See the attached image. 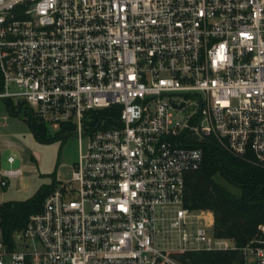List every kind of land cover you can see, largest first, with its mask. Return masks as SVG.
<instances>
[{"label": "built area", "instance_id": "obj_1", "mask_svg": "<svg viewBox=\"0 0 264 264\" xmlns=\"http://www.w3.org/2000/svg\"><path fill=\"white\" fill-rule=\"evenodd\" d=\"M0 80V98L77 141L0 264H182L173 253L232 247L185 177L207 137L264 169V0H0ZM21 174L0 168V185ZM242 250L264 264L263 245Z\"/></svg>", "mask_w": 264, "mask_h": 264}, {"label": "trees", "instance_id": "obj_2", "mask_svg": "<svg viewBox=\"0 0 264 264\" xmlns=\"http://www.w3.org/2000/svg\"><path fill=\"white\" fill-rule=\"evenodd\" d=\"M16 103L17 109L23 106L21 101ZM23 107L24 120L37 140L60 137L62 131L69 130L60 125L54 136L47 135V126L28 107ZM93 118L97 115L93 114ZM199 145L203 157L200 166L186 174V202L191 207L210 210L213 235L228 238L232 247L178 251L172 256L182 264H244L243 246H264V230L260 228L264 227V169L229 153L211 137ZM54 184L51 181L40 186L26 198L0 201V241L7 248L13 247V234L25 225L31 213L40 210L42 200Z\"/></svg>", "mask_w": 264, "mask_h": 264}, {"label": "rangeland", "instance_id": "obj_3", "mask_svg": "<svg viewBox=\"0 0 264 264\" xmlns=\"http://www.w3.org/2000/svg\"><path fill=\"white\" fill-rule=\"evenodd\" d=\"M16 102L15 97L0 98V168L21 166L22 174L0 185V201L29 197L40 186L68 178L76 160L77 141L72 130L37 140L24 120V104L17 109ZM58 129L50 127L46 133L54 136ZM8 155L15 159L11 165L5 160ZM234 192L238 190L234 188Z\"/></svg>", "mask_w": 264, "mask_h": 264}, {"label": "crops", "instance_id": "obj_4", "mask_svg": "<svg viewBox=\"0 0 264 264\" xmlns=\"http://www.w3.org/2000/svg\"><path fill=\"white\" fill-rule=\"evenodd\" d=\"M228 241L231 243V240L228 239Z\"/></svg>", "mask_w": 264, "mask_h": 264}, {"label": "water", "instance_id": "obj_5", "mask_svg": "<svg viewBox=\"0 0 264 264\" xmlns=\"http://www.w3.org/2000/svg\"><path fill=\"white\" fill-rule=\"evenodd\" d=\"M181 105V104H180Z\"/></svg>", "mask_w": 264, "mask_h": 264}]
</instances>
